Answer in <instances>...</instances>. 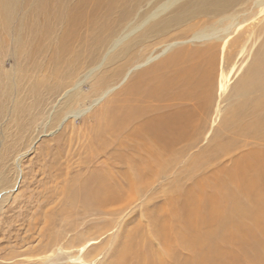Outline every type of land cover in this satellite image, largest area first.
Returning <instances> with one entry per match:
<instances>
[{
    "label": "bare ground",
    "instance_id": "6f19581e",
    "mask_svg": "<svg viewBox=\"0 0 264 264\" xmlns=\"http://www.w3.org/2000/svg\"><path fill=\"white\" fill-rule=\"evenodd\" d=\"M176 1H165L138 23L127 24L122 32L117 30L120 33L118 32L116 36L115 34L109 36L107 45L104 44L107 50L103 56L106 58L110 55L108 63L114 64V67L110 65L111 74L107 79L97 81L99 89L96 91L97 95L94 96L93 104L102 100L121 83L123 86L112 94L106 104H102L103 111L89 128V143L101 141L99 151L96 144L94 148L97 149L98 155L103 157L98 168L88 172L84 169L90 162L98 159L92 155L95 154L93 152L85 156L84 160L81 159L82 162H77L76 166L73 165L75 161H72L74 154L72 151L66 152L64 146H61L60 153L58 151L52 155L53 165L58 163L61 166V169L59 167L55 169L57 175L64 174L65 177L71 175L65 178L66 187L71 191L69 203L74 206L77 203L81 204L89 210V215L117 213L121 208H116V203L121 204L123 197L125 199L126 196L133 200L141 196L145 190L152 188L160 177L168 176L175 165L180 162L179 160L184 155L186 156L187 151L199 142L207 130L208 118L212 112L215 97L214 80L217 72L216 64L219 62H217L218 46L223 51L225 37L230 34L233 27L240 24L238 15H234L230 10H233L236 2L243 0H212L199 8L195 6L197 9L195 8L194 11L191 9L190 13L188 12L189 15L208 12L211 16L219 17L216 20L217 23L213 22V25L200 26L201 28L197 26L192 30L189 41H196L202 46L198 45L193 48L178 46L170 51L178 43L167 42L161 46L159 52L141 54L140 46L143 40L140 41L137 36L146 34L144 30H141L142 26ZM255 1L257 5L263 2V0ZM46 15L45 12L43 16L42 12L40 17L46 19ZM33 24L35 25L34 20ZM39 25L43 27L42 21ZM30 31L37 36L33 39V35L29 34L31 39H29V46L26 47L30 49L32 56L35 53L42 54L46 46L41 41H36L37 37L42 39L40 37L42 33L39 35L40 31H34L31 28ZM243 33L244 30L239 31V34L229 40L228 46L239 43V37ZM247 38L248 36L243 40L246 42ZM148 40L144 39L147 42L143 45L144 48L151 43ZM168 51L170 52L166 57L163 56ZM262 51L250 69L251 72L249 71L246 76L247 79L254 81L259 79L263 89L258 90L250 103L245 100L248 103L245 110L241 107L236 109L238 115L235 110L227 113L228 116L222 120L225 135L224 131L222 134L214 135L209 140V144L199 151L204 158H209L206 161L207 166L203 165L201 169L200 178L194 180L191 188H171L169 186L160 206L154 205V208H149L147 204H144L145 211L142 214V221H136L137 224L126 233L122 247L119 251L117 250V255L109 264H220V262L223 263L220 254L228 252L232 245L231 242L236 243L237 248L241 250L246 264H264V45ZM233 54L234 52L227 50L226 57H223L229 61ZM161 56L165 58L157 61V58ZM48 63V57L43 55L40 64H36V69H48L50 67ZM99 65L100 63L84 71L85 73L75 83L79 84L88 74L90 75V71ZM61 70L58 69L55 72L57 76H60V80L54 84L51 82V86L49 85L47 89L60 91L63 87L64 75L74 76L75 74L73 70L71 72ZM134 71L137 72L129 81ZM53 73L50 71L45 77H53ZM221 75L227 79V74L221 73ZM110 82L116 83L109 85ZM221 85L222 82H220ZM74 89L73 86L66 90L62 97L65 95L67 97ZM75 100L74 94L70 95L64 100L63 109L52 112L56 121L60 113L63 111L65 113L58 125L64 121H72L88 109V107L86 109L74 107ZM112 102H118V104ZM17 112L22 113V111ZM235 119L238 121L235 122ZM22 137L24 140L25 136L19 135V138ZM73 138L71 131L67 136V143L70 144ZM78 165H80V171L75 168ZM191 165L195 168L189 163V167ZM186 167L189 169L186 164L178 171H183ZM172 191L178 197H182L183 204L176 202ZM113 204L115 207L111 208ZM128 204L129 201L123 203V210ZM143 228H145L144 231ZM222 242L227 245H220ZM178 247H181V250H188L191 254L185 252L183 255L184 252L181 251L180 255L183 256L179 257Z\"/></svg>",
    "mask_w": 264,
    "mask_h": 264
},
{
    "label": "rangeland",
    "instance_id": "374dc122",
    "mask_svg": "<svg viewBox=\"0 0 264 264\" xmlns=\"http://www.w3.org/2000/svg\"><path fill=\"white\" fill-rule=\"evenodd\" d=\"M165 1L167 0H0V264H109L122 247L126 233L139 220L142 221V214L145 211L144 204H147L149 208H154V205L160 206L169 186L171 188H191L194 180L200 178L201 169L203 165L207 166L206 161L209 159L204 158L202 154H199V151L209 144V140L214 135L222 134L224 131L222 120L228 116L227 113L232 110L236 111L238 107L245 110V106L250 103L251 98L258 93L259 89H263L259 79L250 80L246 75L249 71L251 72L250 69L259 58L257 56L263 52L264 0L260 5H257L255 0H243L244 2L240 1L241 3L236 2L237 5L232 2L235 5L230 12L238 15L240 24L233 27L230 34L225 37L223 51L218 46L217 62H219L216 64L213 109L208 118L207 130L199 142L187 151L186 156L184 155L179 160L180 162L175 165L168 176L160 177L152 188L145 190L146 193L144 191L141 196L133 200L126 196L125 199L130 200H125L123 197L122 206L118 204L119 202L116 203V208H121L117 213L99 214L100 216L98 213L89 215V210L81 204L77 203L75 207L69 203L71 191L66 187L65 178H69L71 175L66 177L64 174L57 175L55 169L58 167L61 169V166L57 162L53 165L52 155L58 151L60 153L64 146L66 152L72 151L74 154L72 161H75L73 165L76 166L77 162L81 159L84 160L85 156L93 152L95 154L92 155L98 159L90 162L84 169L88 172L98 168V164L103 158L98 155L101 141L89 143V128L92 123L97 121L100 112L104 109L103 105L107 103L112 94L123 86L121 83L116 87L117 89L111 90L102 100L93 104L94 96L97 95L96 91L99 89L97 81L107 79L111 74V66L114 67V64L108 63L110 55L106 58L103 56L107 50V40L110 39L109 36L113 34L116 36L122 32L127 24L138 23L147 17ZM210 1L212 0H177L164 12L147 21L141 29L146 34L137 36L140 41L143 40L140 46L141 54L159 52L161 46L167 42L178 43L170 51L178 46L189 48L202 46L196 41H189L192 30L197 26L213 25V22L217 23L216 20L219 17L211 16L208 12H197L192 15H189L188 12L190 13L191 9L194 11L196 7L199 8ZM42 12L43 16L46 12V16L49 18L40 17ZM40 21H42L43 27L39 25ZM209 21L210 23H208ZM158 25L160 27H157ZM30 28L40 31L39 35L43 34L40 35L42 39L36 38V41H41L46 46L42 54L35 53L32 56V52L27 48L29 39H31L29 34L33 35V39L37 36L30 31ZM242 30L244 33L239 37L240 42L228 46L229 40ZM246 36L248 38L245 42L243 39ZM144 39H149L148 41L151 42L145 48L143 45L147 42ZM227 50L234 52L229 61L223 57ZM170 51L163 56L166 57ZM43 55L48 57L50 67L36 69V64H40ZM163 56L157 58V61L165 58ZM99 63L100 65L90 71V75L88 74L80 82L81 84L75 83L87 69L89 70ZM21 64H23V68ZM33 69L36 71H32ZM58 69H62V72L73 70L75 74L74 76L64 75L62 89L55 92V89H47V87L51 86V82L54 84L60 80V76L55 73ZM50 71L54 72V76L46 78L45 76ZM137 71L130 75L129 81ZM221 73L227 74V79H224ZM220 82H222L221 86ZM115 83L110 82L109 85ZM73 86L75 91L71 90L67 97L66 95L62 97L63 93ZM73 94L76 99L74 107L85 109L88 107V109L72 121H64L58 125L59 120L65 114L64 111L63 114L60 113L57 121L52 115L61 108L63 109L64 100ZM112 103L118 104V102ZM27 110L29 113L26 112ZM17 111H22V113L18 114ZM236 115H238L237 111ZM237 121L235 119V122ZM71 131L74 138L68 144L66 139ZM225 132H223L224 135ZM59 133L60 136H58ZM19 135H24V140L23 137L19 138ZM95 144L98 151L94 149ZM10 148H12L11 151H9ZM55 160L58 159L55 158ZM185 163L188 167L191 163L195 168H192L191 165L189 169L186 167L183 171H178L182 169L181 167H185ZM197 165L198 167H196ZM79 167L80 165L75 167L76 170L80 171ZM173 197L176 198V202L183 204L182 197H178L174 192ZM147 200L151 202L144 203ZM128 201L129 204L123 210V203ZM114 207L115 205L111 208ZM231 244L228 252H221L220 258L223 263L220 262V264H246L245 256L237 248L236 243L231 242ZM220 245L226 246L227 243L222 242ZM177 251H179V257H182L185 252L191 254L188 250H181V247H178ZM181 251L184 252L183 255H180Z\"/></svg>",
    "mask_w": 264,
    "mask_h": 264
}]
</instances>
